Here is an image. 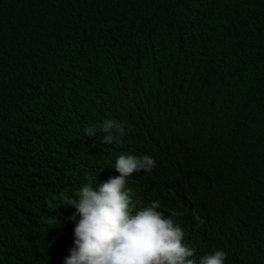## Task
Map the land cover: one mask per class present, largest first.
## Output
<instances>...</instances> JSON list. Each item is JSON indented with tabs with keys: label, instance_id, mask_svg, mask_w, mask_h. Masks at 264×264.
Here are the masks:
<instances>
[{
	"label": "trees",
	"instance_id": "16d2710c",
	"mask_svg": "<svg viewBox=\"0 0 264 264\" xmlns=\"http://www.w3.org/2000/svg\"><path fill=\"white\" fill-rule=\"evenodd\" d=\"M105 119L126 122L110 145L84 134ZM122 154L155 160L126 187L195 258L264 264V0H0V264H63L79 216L46 202Z\"/></svg>",
	"mask_w": 264,
	"mask_h": 264
},
{
	"label": "clouds",
	"instance_id": "9594fccd",
	"mask_svg": "<svg viewBox=\"0 0 264 264\" xmlns=\"http://www.w3.org/2000/svg\"><path fill=\"white\" fill-rule=\"evenodd\" d=\"M125 126L126 122L105 119L98 128H85L84 134L93 137L102 132L105 135L101 142L110 145L125 134ZM168 126L184 143L194 147L197 128L179 122ZM229 156L220 161L225 159L223 163L229 167L226 172L242 177V166ZM155 166V160L147 155L122 154L114 165L118 176L109 177L98 186L97 175L87 176L88 182L71 194L65 190L54 196L52 199H58V204L46 202L50 211L70 205L76 209L70 219L76 220L79 216L73 230V247L63 264H225L227 252L224 250L195 258V249L183 242L184 232L176 223L175 214L166 215L159 200L153 199L146 206L135 208L132 189L126 187L127 178L140 171L150 172ZM185 196L190 203V195ZM45 222L60 223L50 215L45 217Z\"/></svg>",
	"mask_w": 264,
	"mask_h": 264
}]
</instances>
